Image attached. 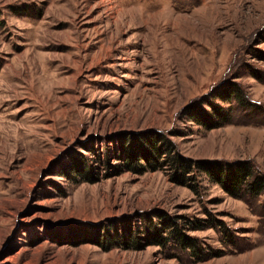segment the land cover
<instances>
[{
  "label": "rangeland",
  "instance_id": "obj_1",
  "mask_svg": "<svg viewBox=\"0 0 264 264\" xmlns=\"http://www.w3.org/2000/svg\"><path fill=\"white\" fill-rule=\"evenodd\" d=\"M152 131L264 173V0H0V264H264V189L126 170L121 141ZM157 211L197 255L77 242Z\"/></svg>",
  "mask_w": 264,
  "mask_h": 264
},
{
  "label": "trees",
  "instance_id": "obj_2",
  "mask_svg": "<svg viewBox=\"0 0 264 264\" xmlns=\"http://www.w3.org/2000/svg\"><path fill=\"white\" fill-rule=\"evenodd\" d=\"M234 91L235 89H232V92ZM196 114L198 115L197 112ZM198 117L200 118L199 122L203 123L201 115ZM127 138L121 141L122 153L117 155V158L127 166L126 170L142 173L146 170L154 171L162 168L167 172L171 182L188 187L195 192L199 188L202 175L209 181L218 184L227 194L242 199L259 195L264 189L263 171L255 169L253 163L248 159L236 162L193 159L182 155L176 149L175 144L162 132H140L136 136ZM85 167V162L81 165L77 164L75 171L83 168V170H79L86 172ZM83 176L86 181L93 180L92 176L88 174ZM142 218L141 223L124 218L121 225L114 227L113 233L109 231L108 227L82 232L79 236L77 235V242H90L103 250L113 247L139 250L149 245H157L162 251H166V254L173 257H177V253H175L177 251H191L194 255L198 254V252L195 253L199 246H197V240L191 237L187 231L193 222L189 220L180 222L164 211L152 214L144 213ZM196 222L192 225V229L210 226L208 225L209 220Z\"/></svg>",
  "mask_w": 264,
  "mask_h": 264
}]
</instances>
